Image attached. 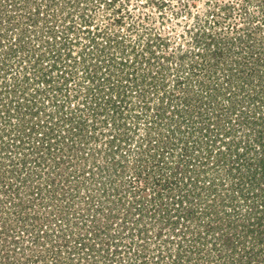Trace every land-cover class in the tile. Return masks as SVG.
<instances>
[{
	"label": "rangeland",
	"instance_id": "obj_1",
	"mask_svg": "<svg viewBox=\"0 0 264 264\" xmlns=\"http://www.w3.org/2000/svg\"><path fill=\"white\" fill-rule=\"evenodd\" d=\"M64 35L71 43L65 50L59 44ZM94 37L99 44H91ZM207 37L218 41L222 58L209 59L212 56L204 47ZM239 37L245 39L241 45ZM60 50L61 57L56 58ZM71 55L77 62L68 60ZM15 83L22 91L17 96L9 94ZM202 87L212 90L205 93ZM230 87L235 88L232 94L227 93ZM260 91L264 92V0H0V264H135L140 255L149 259L144 261L147 264H174L176 256L184 264H226L231 249L216 246L215 239L224 232L208 231L211 217L201 215L212 198L207 196L211 188L202 187L210 185L218 194L238 192V207L227 202L222 211L234 224L254 222L256 234L244 242L249 249L255 247L256 264H264L259 237L264 228L258 226V222L264 225L262 151L257 147L238 161V154L244 152L231 157L227 150V142L233 140L256 146L255 138L264 137V121L256 119L253 130L241 126L233 137L209 139L228 121L244 122L242 112L254 115L257 105L248 98L264 95ZM34 96L44 108L29 126L19 125L30 113ZM160 98L172 105L161 111L162 128L167 131L180 123L190 127L192 121L201 127L207 122L202 123L198 113L204 110L219 116L210 137L205 131L194 138L187 129L178 133L189 141L195 158L190 174L183 172L191 157L182 159V146H176L177 151L172 146L176 153L171 154L160 142L157 146L162 149H149L144 142L139 151L137 143L126 139L133 136L127 130L133 128V117L138 115L144 124L145 119L160 116L156 114ZM110 100H121L126 110L115 109ZM142 100L154 106L146 116ZM184 102L194 105V115L181 109ZM228 103L239 104L232 118ZM57 104L65 107L59 112ZM72 117L88 120L86 136L73 150L61 145L72 137L67 126L73 124ZM34 123L49 125L41 128L51 129V138L60 134L64 138L56 143L50 137L41 140L45 131L38 127L32 133ZM120 134L125 136L123 145ZM48 144L65 149L47 152L42 146ZM220 150L227 151L229 163H220V158L224 160ZM149 152L159 155L147 160ZM173 155L179 157L172 160ZM230 159L239 165L232 173ZM47 180L57 185L48 187ZM41 184L44 191L38 195ZM254 192L257 196L250 194ZM184 195L188 199L183 200ZM189 200L199 213L186 222L178 216L189 208ZM171 215L175 217L169 222ZM178 219L177 226L172 221ZM48 220L51 223L46 224ZM183 224H192L191 232H201L196 246L202 253L197 249L181 253V246L193 244L185 242L183 232L174 236L176 226V232L186 231ZM233 232L239 243L242 230Z\"/></svg>",
	"mask_w": 264,
	"mask_h": 264
},
{
	"label": "trees",
	"instance_id": "obj_2",
	"mask_svg": "<svg viewBox=\"0 0 264 264\" xmlns=\"http://www.w3.org/2000/svg\"><path fill=\"white\" fill-rule=\"evenodd\" d=\"M106 35V34H105ZM99 36H102V35H99ZM98 36V37H99ZM114 37H116L115 35H113ZM97 37V38H98ZM105 37V36H104ZM108 37V36H107ZM97 38H91L92 39V41H91V44L93 43V45L95 44V45H97V44H99V42H98V40H97ZM59 39H62V37H59ZM107 39H109V41L111 40L110 38H107ZM198 39H199V37H198ZM112 40H113V38H112ZM207 40H208V43L206 44V42L204 43V47H206V50H208L209 52V54L207 53V55H209V56H212V57H214V58H209L210 60H215V58H222L223 57V53L221 52V48L219 47V43H218V41L216 42V40L213 38V37H207ZM236 40H239L240 42H239V44L241 45L242 44V42L245 40H243V38H237ZM72 41H74V40H72ZM102 43H103V40L101 41ZM105 42V41H104ZM74 43H77V42H74ZM201 42H198V44L197 45H201L200 44ZM211 43H213V45L211 44ZM215 43V44H214ZM60 45H61V47L63 48V47H67L66 46V44H71V43H69V39L68 38H66L65 37V35H64V40H62L60 43H59ZM91 44H89V45H91ZM103 45V44H102ZM217 47V48H216ZM64 49V48H63ZM214 49V50H213ZM58 50H59V48H58ZM65 50V49H64ZM213 52V53H212ZM59 54H57L55 57L56 58H60L61 56H60V53H61V50L58 52ZM251 54H256L254 51H252V53ZM58 55H59V57H58ZM69 56V55H68ZM71 57L72 58H69L68 60H72L73 59V61H74V58L75 57H73L72 55H71ZM126 61V60H125ZM75 62H77V61H74V63ZM110 64V63H109ZM109 64H108V67H109ZM56 66H57V64H55ZM116 67L118 66V64H116L115 65ZM182 66V65H181ZM119 67H122L121 65H119ZM43 69H41L40 71H42ZM196 71V68H193V73ZM251 73H253V71H250ZM121 73H124V71H123V67H122V70H121ZM255 73V72H254ZM67 77L69 76V74H67L66 75ZM49 77V76H48ZM115 78V77H114ZM126 78L128 79V82H129V76H126ZM42 79V78H41ZM62 79H64V77L62 78ZM65 79H68V78H65ZM43 80H45V79H43ZM113 80H116V78L115 79H113ZM112 80L110 79V82H111ZM123 81V80H122ZM179 82V81H178ZM121 83V82H120ZM9 84H7L6 85V88H7V90L9 89H11V87H9L8 86ZM200 86H203V85H200ZM19 85H17L16 83L13 85V88H12V90L9 92V94L10 93H14L16 96H17V94H22V91L19 89ZM113 87H116V85H114ZM204 87V86H203ZM202 87V88H203ZM231 87H232V85H231ZM229 88L230 90H228L227 91V93H229V94H232V93H234V92H232V91H234L235 90V88ZM234 87V86H233ZM56 88V87H55ZM136 88H139V90L141 91V88H140V85H138V86H136ZM126 89V88H125ZM206 89H208V90H212V89H209V88H207V87H205V88H203L202 89V92H205V93H209V92H207V90ZM54 90V89H53ZM127 90V89H126ZM138 91V90H137ZM242 91H244V90H242ZM138 93H139V91H138ZM259 93H263L264 94V92L263 91H260ZM171 94V93H170ZM172 95V94H171ZM210 95H212V94H210ZM26 96H27V94H26ZM140 96H141V98L143 97V99H144V97H145V95L143 94V91H141L140 92ZM123 98H124V95L122 96ZM31 98V100H30V102H31V104H30V107H31V111H30V113L27 115L28 116V119H27V116H26V118H23V119H21V121L19 122V125H21L22 123H24V125L26 124V125H28L29 126V124H31L32 122H33V119L34 118H37L36 116H38V114H40V111H42L41 109H42V107L44 108V104L41 102V101H39L37 98H36V96H34V97H30ZM140 98V99H141ZM167 99H170L168 96L166 97ZM161 100H162V106L161 105H159V106H157V113L156 114H158V115H160L159 117L158 116H155V118L154 117H151L149 120H148V118L147 119H145V121H144V124L143 123H140V118H139V116L138 115H136L135 117H133L134 118V120H135V122L133 123V128H129V129H127V130H129V131H133V136H126V139L127 140H130V142H132V143H137V147H139L138 148V150L140 151V150H142L143 149V147H144V142H146V146L147 147H149V149H151L152 147L154 148V147H159V148H161L160 147V145L159 146H157L158 145V143L160 142V143H162V145L166 148V149H171L172 151H170L169 150V152L171 153V154H175L176 152H174V149H172V146H175V148H176V150L175 151H177V147L176 146H178L179 147V145L180 146H182V148H181V150L183 151V153H181V157H182V159H185V157H186V159L187 158H190L189 159V161H188V165H185L187 168L186 169H184L183 170V172L185 173V174H187V172H189V174L191 173V169H193V167H194V163H193V159H195L191 154V152H189L190 151V147L188 146V143H189V141L188 140H185L183 137H181L180 138V136H179V134L178 133H182V131L184 130V129H187L188 131H190V135L191 136H193L192 138H194V137H196L195 135L197 134V133H200V134H203V132L205 131L206 132V134L209 136L210 134H211V130L210 129H215L214 127H212V126H214V125H216L215 124V122H216V119L218 120V118H219V116L217 115H215L214 114V112L213 113H205V110H204V112H202V113H198V114H200V116H201V119H202V123H205V122H207L206 124H204V125H201V127H197L196 126V124H198V122L196 121H192V123H191V126L189 127L188 125H187V128H183V125L180 123V125L178 126V128L177 129H175V127L174 126H171V128H169V129H171V130H165L164 128H162L163 126V124H162V120H163V118L162 117H165V114H161V111H163V109H165V108H169V106L171 107L172 105H169V103H167L166 101H165V98H160ZM248 100L254 105V106H256L257 105V108L255 109V114L254 115H252V116H248V112L246 113V112H242L243 113V115H245V118H243V121L244 122H240L238 125L237 124H233L232 122H227L228 124L226 125V127L225 128H223V130L222 129H219L218 131L215 129V131H216V137L215 136H213V134H211L212 136L211 137H213V138H209L210 140H211V142L213 141L212 139H214L215 140V138H217L218 136H225V137H233L235 134H237V132H240L239 130H238V128L240 129L241 128V126H243L244 127V131H247V130H253V129H255L254 127H255V124H258V123H255V120L257 119L258 121H259V119H263V121H264V111H262V109H264V95H262V96H258L257 98H248ZM111 102H113L112 100H110ZM123 102L125 101V100H122ZM143 101V100H142ZM227 102H229V101H227ZM235 102H236V99H235ZM60 103V102H59ZM117 103H119V104H117ZM121 100H119L118 102L116 101H114L113 102V107L115 108V109H117L118 108V110H126V106H121ZM140 103H141V100H140ZM143 103V107L142 108H145V111H144V113H145V116H146V114L148 113L147 111H152V108L154 107V106H152L151 104H149L148 102H142ZM233 103V102H232ZM64 104V103H63ZM229 105L227 106V107H229V110L231 111V113H228V114H230V116H228V117H230V118H232L233 117V115H235V114H237V111H238V108H237V106L239 105V104H237V103H235V104H232V105H230V103H228ZM168 106V107H167ZM193 106L194 105H190V104H185V102H184V106H183V108H181V109H184V110H186V111H184L185 113H192L193 114V112H192V110H193ZM65 106L64 105H60V104H57V108H59L58 110H59V112H60V110H62L63 108H64ZM159 107V108H158ZM164 107V108H163ZM205 107V106H204ZM239 107V106H238ZM240 107H241V109H245V107L244 106H241L240 105ZM181 109H178V111L177 112H179V113H181L183 110H181ZM200 110H202V109H204V108H202V107H200L199 108ZM36 110V111H35ZM78 111H80V109L78 110ZM242 111H244V110H242ZM210 112V111H209ZM263 113V114H262ZM194 115V114H193ZM29 116H31V117H29ZM162 116V117H161ZM81 117V116H80ZM162 119H161V118ZM244 117V116H243ZM142 118H144V117H142ZM28 120V122H27V120ZM72 120V122H73V124L71 123V124H67V126H69V132H71V134H72V137L68 140V142H66L65 143V140L64 141H62L61 143V145H63V144H67V145H65V146H69V148L71 149V150H73L74 148H76V146H78L79 145V142H80V144H82V142H83V139L82 138H85V136L86 135H84V131H85V129H84V125L86 124V122L88 121V120H86V121H81V118H78V119H75L74 117H72V118H69V120ZM158 119H160L161 121H160V123L159 122H156ZM228 120H232V119H228ZM27 122V123H26ZM177 122V121H176ZM48 123V122H47ZM49 124H51V122H49ZM138 124L140 125V126H138ZM171 124L173 125L174 123L173 122H171ZM190 124V123H189ZM18 125V126H19ZM122 126H123V128H125L124 127V124H122ZM41 128V127H50L49 125H44V124H40V123H34V124H32L31 125V129H32V133H34L36 130V128ZM141 127H143V128H141ZM159 127V128H158ZM219 128V127H218ZM24 129H25V131H26V128L24 127ZM243 129V128H242ZM41 130H44L45 131V133L44 134H42L41 132V134H42V136H40V137H42L41 138V140H43L45 137H50L52 134H53V132L51 131V129H47V128H41ZM46 130H47V132H46ZM40 131V130H39ZM166 132H168L170 135L169 136H167V134H166ZM220 132V133H219ZM222 132H223V134H222ZM250 132V131H249ZM145 133V134H144ZM122 137L120 138V139H122L121 141L120 140H117L118 141V143H119V141L122 143V142H124V140H125V136H124V134H120ZM155 135V136H154ZM59 137H61V134L60 135H58L57 137L56 136H54V137H50V138H48L49 140H51L53 143H56V142H58L57 140H58V138ZM128 137V138H127ZM129 137H132V139L131 138H129ZM210 137V136H209ZM62 138H64V137H61L60 139H62ZM159 138V139H158ZM57 139V140H56ZM230 139H232V138H230ZM229 139V141H231ZM256 140H254L256 143L254 144V145H256V146H253L252 144H250V145H247V143H248V140L246 141H243V140H240V141H236V140H233V142H231V143H228L227 142V145H228V151L230 152V155H231V157H233V156H236L239 152H244V153H239L238 154V156H237V159H238V161L240 160V158L241 157H245V155L246 154H249V156H250V154L252 153V150L254 149V150H257V147H259L258 149L259 150H261L262 151V153H259V157H260V162L261 163H263L264 162V137L263 136H259V137H257V138H255ZM216 141H220L219 139H216ZM228 141V140H227ZM141 143V144H140ZM243 143V144H242ZM57 145H59L60 146V142L59 143H57ZM121 145H123V143L121 144ZM199 145V144H198ZM168 146H170V147H168ZM43 147H45V149L44 150H48L47 152H51L52 150H53V152L54 153H57V152H62L64 149H65V147L63 146V148H60V147H58V148H55V145H51V144H48V146H42V148ZM136 147V146H135ZM234 147H235V149H234ZM162 149V148H161ZM234 149V150H233ZM194 151H196V149L194 150ZM212 152H213V150H212ZM150 153V152H149ZM220 153L221 154H224V160L222 159V158H220L219 159V161H220V163H222V162H224L223 163V165L224 164H226V163H229V162H225L226 160H227V158H225V156L227 157V151L225 152V153H223L221 150H220ZM146 155H148L147 157V160H151L150 159V156H151V158H153V159H155L156 157H158V155L159 154H155V155H152L151 153L150 154H147L146 153ZM216 155H218V152H216ZM45 156H46V154H45ZM174 156V155H173ZM176 157H179V156H174V157H172V160H174ZM146 159V158H145ZM247 160V159H246ZM143 161V160H142ZM181 161V160H180ZM182 162V161H181ZM186 162V161H185ZM247 164H251L250 163V159H248L247 161ZM249 162V163H248ZM230 163H233L232 164V167H231V169H229L228 170V172H230V173H232L233 171H235L234 170V168L233 167H239V165H237V166H235V160L234 159H230ZM179 165H181L180 163L178 164V166ZM170 167V166H169ZM182 169H180V171H181ZM193 172H194V169H193ZM196 174V173H195ZM186 176V175H185ZM193 176L194 175H191L190 176V179H192V181H193ZM197 177V176H196ZM185 178V177H184ZM195 180V179H194ZM48 181V182H47ZM47 181H45V184L48 186V187H52V188H54L57 184H56V182L54 181V180H47ZM158 182H160V181H158ZM201 182V181H200ZM206 182V181H205ZM209 183V182H208ZM223 183V182H222ZM261 183L262 184H264V173H263V176H262V178H261ZM211 183H209V185H210ZM43 184H41V185H39V187L37 188L38 189V191H37V194L39 195V193H42V191H44V187L45 186H42ZM164 187H166V186H168V189H169V184H167V182H165V184L163 185ZM172 186H173V184H172ZM155 187H157V185H154L153 186V188H152V190L153 191H155ZM259 187V186H258ZM261 187V186H260ZM259 187V188H260ZM203 189H205L206 190V188H211L209 191L207 190V196L209 197H212V198H210V200L208 201V203L206 204V209L204 210V211H202L201 212V215H206V216H208V217H211V223L208 225V231H213L214 233H216V231H222V232H224V234H218V236H216V237H218V238H215L216 239V246H223V248H227V249H231V252L230 253H228L227 252V254H229L230 256H231V259L234 261L232 264H256V263H259V259H257V257H256V253H255V251H254V249H255V247H253L252 249H249L246 245H245V242H244V240L245 239H247L248 237H250V236H252V235H254V234H256V230L254 229L255 227V225H253V223L254 222H248V223H245V220H242V221H240L241 223H240V225H237L236 223L234 224L233 223V221L229 218L230 216L228 215V214H226V212L224 213V210L222 211V209H224L225 207H228V205H230V207H235V208H237L238 207V202H237V199H236V196H235V193H237L238 194V192H235V190H232V191H230L229 193H226V194H224L223 192H221L220 194H218V190H217V188H214L213 187V185H210V186H207V187H202ZM171 189V188H170ZM233 189V188H232ZM255 188H253V189H251V187H250V190H254ZM261 189V188H260ZM53 190H55V189H53ZM136 190V189H135ZM47 191V190H46ZM39 192V193H38ZM50 195H52V192H51V190H49V191H47ZM239 192H243V189L242 190H240ZM250 194H255V196H257V194H256V192H254V193H250ZM161 195V194H160ZM185 196V198H183V200H185V199H188L187 198V196L186 195H184ZM243 197H244V199H249L250 197L248 196V193L247 194H245V195H243ZM181 198H182V196H181ZM221 199V201H220V208L218 209L217 207H215V206H217L218 205V203H217V201L218 200H220ZM183 200L181 201V204L183 203ZM204 201V200H203ZM227 202H229L228 203V205H227ZM185 203V202H184ZM183 203V204H184ZM188 203L190 204L189 205V208L188 209H183V210H181V215H179L178 217H180V218H182V220H184V221H186V222H188V221H191V220H193V218H194V215H196L195 213H199V212H194L193 210H195V208H194V205L192 204V201L191 200H189L188 201ZM188 203H186L187 205H188ZM216 203H217V205H216ZM90 207V206H89ZM261 208H262V210L264 211V205H261L260 206ZM257 211H259V209H257ZM62 212V210H60L59 211V213H61ZM168 212V211H167ZM170 212V211H169ZM62 215L64 214L65 215V213L63 212V213H61ZM171 214V213H170ZM259 215V212H256L255 213V217L258 219V216ZM172 217H175V216H170L169 217V222H171L170 220H171V218ZM225 218V219H224ZM255 218V219H256ZM40 220V219H39ZM212 220H214V222L212 223ZM239 220V219H238ZM77 221V220H76ZM173 222V224H175V225H179L181 222H180V220L178 219V220H173L172 221ZM49 223H51V221L50 220H48L47 222H46V224H49ZM197 223V222H196ZM263 223V222H262ZM71 224V223H70ZM182 225V224H181ZM35 226H37V223L35 224ZM44 226H46L45 224H44ZM176 226V228L177 229H173V232H175L176 234H174V236H182V233L181 232H183V236L186 238L187 237V240H185V242H187L188 240H190V242L191 243H193V244H190V245H188V246H186L189 250H187V248H185L184 246H181L182 248H183V250L181 251V253H187V251H189L191 254L192 253H194L195 252V250L197 249V251H198V243H200V241L202 240V237H201V232H196V231H193V232H191V230H193L192 228L194 227V226H192V224L191 225H187L186 226V224H183V226H185V230L186 231H182V230H179L178 232H176L179 228ZM258 226H263L262 228H264V225H261V222L259 223L258 222ZM224 229H226L225 231H224ZM235 230H242V236H239V243H238V240L236 239V237H234V232L233 231H235ZM227 231H229L228 233H227ZM189 232L191 233V236H193V237H190L188 234H189ZM44 233V232H43ZM47 234V236L48 237H50V233L49 232H46ZM72 234V233H71ZM71 238H72V236H70ZM260 240H261V242H263V244H264V234H260ZM175 238V237H174ZM197 245V246H196ZM244 249V250H243ZM198 253H202V252H200V250L198 251ZM243 254H245V255H243ZM226 255V254H225ZM141 257V258H140ZM143 257V258H142ZM138 261H135V264H147L146 262H144V261H146V259L147 260H149L148 258H146V256L144 257V256H138ZM143 259V260H142ZM231 259H229L228 260V262H226V264H230L229 262H230V260ZM175 260H176V262H174V264H184L183 263V261L181 262L180 261V256H176L175 257ZM138 262H140V263H138ZM190 262H188L187 264H189Z\"/></svg>",
	"mask_w": 264,
	"mask_h": 264
}]
</instances>
